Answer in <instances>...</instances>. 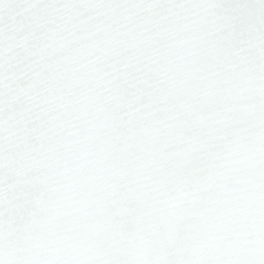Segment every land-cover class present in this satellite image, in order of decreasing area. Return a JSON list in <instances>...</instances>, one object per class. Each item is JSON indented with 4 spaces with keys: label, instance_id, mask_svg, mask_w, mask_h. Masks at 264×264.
<instances>
[{
    "label": "snow or ice",
    "instance_id": "1",
    "mask_svg": "<svg viewBox=\"0 0 264 264\" xmlns=\"http://www.w3.org/2000/svg\"><path fill=\"white\" fill-rule=\"evenodd\" d=\"M0 264H264V0H0Z\"/></svg>",
    "mask_w": 264,
    "mask_h": 264
}]
</instances>
